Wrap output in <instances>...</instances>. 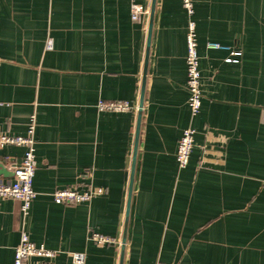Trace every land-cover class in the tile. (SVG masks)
Wrapping results in <instances>:
<instances>
[{"label":"crops","instance_id":"crops-1","mask_svg":"<svg viewBox=\"0 0 264 264\" xmlns=\"http://www.w3.org/2000/svg\"><path fill=\"white\" fill-rule=\"evenodd\" d=\"M134 3L149 12L151 0H0V134L25 135L34 115L37 160L28 213L0 199V264H14L22 232L58 252L27 264H119L149 18L133 20ZM193 19L196 116L188 15L181 0H157L124 264H264V0H194ZM101 99L134 111L101 112ZM187 128L195 147L179 169ZM23 152L0 150V182ZM67 188L103 193L56 203Z\"/></svg>","mask_w":264,"mask_h":264},{"label":"built area","instance_id":"built-area-1","mask_svg":"<svg viewBox=\"0 0 264 264\" xmlns=\"http://www.w3.org/2000/svg\"><path fill=\"white\" fill-rule=\"evenodd\" d=\"M188 15L187 33V88L189 92L188 106L193 116L199 114L202 107V82L199 68L198 39L196 33V23L193 19L194 0H181ZM148 9L139 4H132L131 17L135 21H143L148 15ZM51 48V42L49 43ZM208 47L215 50L230 51V47L218 43H209ZM232 55H240L239 52H231ZM97 109L101 112L129 113L134 111V106L123 100H99ZM36 117L33 115L28 124L27 133L22 136L0 134V150L6 147L23 148V157L18 165L11 167L14 180L10 182H0V199H13L21 203V210L26 215L31 208L37 193L33 188L34 178L37 171L36 160ZM195 129L187 128L183 131L178 141L176 161L179 169L187 167L192 151L195 147ZM103 189L93 190L87 188L79 192L77 189L67 188L58 190L53 194L54 201L58 204H82L90 202L95 196L101 195ZM89 240L100 244L115 243L114 239L106 237L96 232L89 233ZM58 255L55 250L48 249L44 245H37L31 241L26 232H22L20 244L15 250L14 264H27L31 257H38L45 260L54 259ZM72 260L76 264H83L85 256L83 254H73Z\"/></svg>","mask_w":264,"mask_h":264},{"label":"water","instance_id":"water-1","mask_svg":"<svg viewBox=\"0 0 264 264\" xmlns=\"http://www.w3.org/2000/svg\"><path fill=\"white\" fill-rule=\"evenodd\" d=\"M156 5H157V0H151V5L149 9V18H148L145 61H144V69H143V75H142L140 98H139L138 109H137V121H136L135 138H134V146H133V153H132V163H131V170H130V182H129L128 198H127V205H126V212H125L124 228H123L121 245H120L119 264H124V258H125L130 210H131V203H132V194H133V189H134V180H135L136 164H137L139 141H140V132H141V125H142V115H143L145 95H146V81H147V73H148L152 32H153V26H154V18H155V13H156ZM7 175H8L7 169L0 162V176L6 177Z\"/></svg>","mask_w":264,"mask_h":264}]
</instances>
